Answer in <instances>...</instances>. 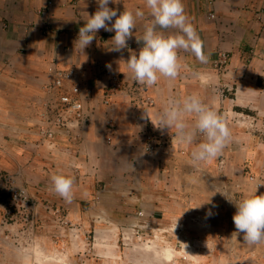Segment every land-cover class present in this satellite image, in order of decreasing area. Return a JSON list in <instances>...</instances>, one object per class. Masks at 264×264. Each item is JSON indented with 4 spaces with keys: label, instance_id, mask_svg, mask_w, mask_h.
Instances as JSON below:
<instances>
[{
    "label": "crops",
    "instance_id": "obj_1",
    "mask_svg": "<svg viewBox=\"0 0 264 264\" xmlns=\"http://www.w3.org/2000/svg\"><path fill=\"white\" fill-rule=\"evenodd\" d=\"M183 3L208 61L179 50L184 66L177 78L148 87L137 84L126 66L151 22L145 0L109 4L118 15L145 11L120 52L109 50L115 32L104 29L83 52L75 47L85 19L99 9L96 0H0V185L28 195L19 204L0 200V264H25L26 230L35 235L34 264H118L121 258H107L106 251H121L123 234L133 227L152 234L149 247H136L157 257L181 249L194 262L264 264V243L249 245L237 233V209L217 192L235 200L264 195V0ZM51 66L75 76L49 91L57 78ZM115 77L123 87L106 103ZM73 85L84 89L81 98L92 116L53 127L49 106ZM193 94L231 129L230 143L210 162L191 156L202 135L183 145L175 129L159 128L167 101ZM186 119L193 124L196 117ZM147 133L154 136L153 152L145 148ZM54 175L73 179L71 203L53 190Z\"/></svg>",
    "mask_w": 264,
    "mask_h": 264
},
{
    "label": "clouds",
    "instance_id": "obj_2",
    "mask_svg": "<svg viewBox=\"0 0 264 264\" xmlns=\"http://www.w3.org/2000/svg\"><path fill=\"white\" fill-rule=\"evenodd\" d=\"M99 9L88 16L84 27L80 28L75 47L83 50L88 47L99 30L115 32L108 47L110 51L120 52L128 47V40L137 28V20L145 16L143 9L125 10L117 13L109 4L120 3V0H96ZM151 22L144 26L143 35L137 41L143 42L139 54L131 55L126 66L132 78L139 85L152 87L161 78L174 80L184 66L178 56L179 50L190 51L202 64L208 57L203 51L202 41L185 12L183 0H145ZM114 23H113V19ZM174 30L166 35L162 30ZM111 69V64L107 65ZM202 81L206 80L199 76ZM196 117L189 124L186 117ZM159 128L175 129V136L183 145H192L199 136L204 142L199 143L191 152L194 161L210 162L218 158L231 141V129L225 118L219 115L211 104L204 103L197 95L187 96L182 100L169 99L158 113ZM53 190L71 203L74 181L65 175L52 177ZM257 185V191H258ZM220 192L234 203L236 212L233 221L237 233H243V239L249 245L264 243V195H249L235 200L232 194ZM211 215V212L208 213Z\"/></svg>",
    "mask_w": 264,
    "mask_h": 264
},
{
    "label": "built area",
    "instance_id": "obj_3",
    "mask_svg": "<svg viewBox=\"0 0 264 264\" xmlns=\"http://www.w3.org/2000/svg\"><path fill=\"white\" fill-rule=\"evenodd\" d=\"M211 17H215V15L211 14ZM225 61V58L223 59ZM50 69L56 72V80L55 82L48 87L49 91H58L64 86L65 80L73 79L75 76V73L70 71H63L61 69H57L56 66H51ZM57 69V70H56ZM123 87L120 79L118 77H115L109 87L105 91V102L110 103L111 101V95L115 91L121 89ZM72 93H61L59 95V99L57 103H54L55 101H52V106H49V111L53 110V114H55V118L53 120V127L58 128H65L67 127L68 123L71 120H76L80 123H86L90 120L92 113L90 109L88 110L85 107V103L83 102L81 95L84 92V89L79 85H73ZM91 90H86L87 96L91 94ZM54 130L51 129L49 135H53ZM155 142H154V136L151 133H147L145 135V148L149 152H153L155 150ZM251 180H254L255 178L253 176L250 177ZM10 183V181H8ZM0 200L1 204L3 205H12V204H19L26 202L28 200V195L25 191H19L15 189H10L8 186H2L0 185ZM138 215L141 217L145 216V213L143 211H139ZM140 227H133L132 234L138 240L143 239V232ZM129 240V236L127 234H123V240Z\"/></svg>",
    "mask_w": 264,
    "mask_h": 264
},
{
    "label": "rangeland",
    "instance_id": "obj_4",
    "mask_svg": "<svg viewBox=\"0 0 264 264\" xmlns=\"http://www.w3.org/2000/svg\"><path fill=\"white\" fill-rule=\"evenodd\" d=\"M27 229V228H26ZM132 232V230H131ZM129 235V240H127L126 243L128 244H124L123 240H122V250L119 251L117 250L115 253H109V251H106V257L107 258H121L119 259V263L118 264H209L208 258L207 259H203L201 260V262H194V260L190 259L189 254L190 251L187 250L189 253L186 254H179L181 249H176V251H174V256L171 259H167V257H157L156 254L153 252V250H149V249H144V248H137L136 245H141V246H145L148 247V244L145 243H150V239L152 234H148L144 231H142L143 234V239L142 240H138L135 235L133 236V232ZM35 235L33 234L32 230H26V233L24 235V250L23 253L25 254V256L27 257V261L25 262V264H34V247H33V240H34ZM89 241H94L93 239V235L91 234V237H89L88 239ZM173 241V239H171ZM151 244V243H150ZM130 248H133L131 250H126L125 246H128ZM179 247V246H178ZM182 248V247H180ZM109 253V254H108ZM208 256V255H207ZM31 260H28V259ZM116 258V259H117ZM180 259H182V261H180ZM188 259H190L191 261L188 262ZM263 262H264V258H263ZM37 264V263H36ZM112 264V263H111Z\"/></svg>",
    "mask_w": 264,
    "mask_h": 264
},
{
    "label": "bare ground",
    "instance_id": "obj_5",
    "mask_svg": "<svg viewBox=\"0 0 264 264\" xmlns=\"http://www.w3.org/2000/svg\"><path fill=\"white\" fill-rule=\"evenodd\" d=\"M151 243V242H150ZM155 243V242H154ZM148 247L150 246L149 244L147 245ZM155 247V246H154ZM169 249V248H168ZM166 252H167V250H166ZM174 251L173 250H171V251H169L168 250V253L165 255L168 259H171L173 256H174V253H173Z\"/></svg>",
    "mask_w": 264,
    "mask_h": 264
}]
</instances>
